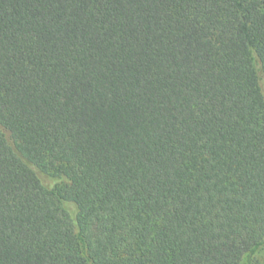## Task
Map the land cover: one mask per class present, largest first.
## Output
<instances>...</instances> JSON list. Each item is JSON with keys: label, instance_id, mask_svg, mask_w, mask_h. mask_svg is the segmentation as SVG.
<instances>
[{"label": "trees", "instance_id": "1", "mask_svg": "<svg viewBox=\"0 0 264 264\" xmlns=\"http://www.w3.org/2000/svg\"><path fill=\"white\" fill-rule=\"evenodd\" d=\"M264 0H0V264H261Z\"/></svg>", "mask_w": 264, "mask_h": 264}, {"label": "rangeland", "instance_id": "2", "mask_svg": "<svg viewBox=\"0 0 264 264\" xmlns=\"http://www.w3.org/2000/svg\"><path fill=\"white\" fill-rule=\"evenodd\" d=\"M252 259L259 261L261 264H264V244L256 253L252 255ZM241 264H248V257H245L242 260Z\"/></svg>", "mask_w": 264, "mask_h": 264}]
</instances>
